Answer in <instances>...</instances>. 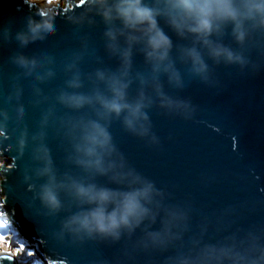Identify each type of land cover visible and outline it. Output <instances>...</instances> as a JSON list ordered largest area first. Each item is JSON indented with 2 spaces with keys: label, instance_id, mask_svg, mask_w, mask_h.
Instances as JSON below:
<instances>
[{
  "label": "water",
  "instance_id": "1",
  "mask_svg": "<svg viewBox=\"0 0 264 264\" xmlns=\"http://www.w3.org/2000/svg\"><path fill=\"white\" fill-rule=\"evenodd\" d=\"M1 152L47 264H264V0H0Z\"/></svg>",
  "mask_w": 264,
  "mask_h": 264
},
{
  "label": "rangeland",
  "instance_id": "2",
  "mask_svg": "<svg viewBox=\"0 0 264 264\" xmlns=\"http://www.w3.org/2000/svg\"><path fill=\"white\" fill-rule=\"evenodd\" d=\"M27 1L37 3L41 7V9H44V8L47 9V8L57 6V5L63 6L64 3L67 2L68 0H27ZM9 161H10L9 158L7 156H4L3 152H1L0 153V163H1V165H0V180L2 179V177L4 178L5 173L3 172V169H5L7 167V163ZM0 198H1L0 206L2 207V209H0V211L2 210L3 215H5L7 219L11 220L10 216L7 213V209L4 205V198L1 194V191H0ZM0 215H1V213H0ZM11 222H13V221L11 220ZM13 224H14V222L12 223V225ZM9 236H10V233H8V232L4 233L3 230H0V253H11V254H13L12 251L19 252V248L16 246V243L14 244V242L11 241L12 239H10ZM28 245H26V246H28ZM26 246H25V248L27 250H29L28 247H26ZM29 246L32 247L33 245L31 244ZM29 251H31V249ZM38 260H41L43 263H41V261H33L29 264H36L37 262L40 264H47V262H44V259H38ZM16 261H17V259H16Z\"/></svg>",
  "mask_w": 264,
  "mask_h": 264
},
{
  "label": "trees",
  "instance_id": "3",
  "mask_svg": "<svg viewBox=\"0 0 264 264\" xmlns=\"http://www.w3.org/2000/svg\"><path fill=\"white\" fill-rule=\"evenodd\" d=\"M1 165V163H0ZM0 201H1V198H0ZM0 209H2V207L0 206ZM1 215H0V230H3L4 233L5 232H8L10 233V239H12L11 241L14 242V244L16 243V246L19 248V252H15V251H12L14 256L16 257L17 259V264H29L33 261H41V260H38L35 252H34V248L33 246L30 247L26 242L25 240L22 238V236L20 235L18 229L15 227V225L11 222L10 219H7L5 215H3V212L2 210L0 211ZM28 245V246H26ZM26 247H28L29 250H27ZM25 249V250H24ZM41 263H43L41 261ZM36 264H40V263H36Z\"/></svg>",
  "mask_w": 264,
  "mask_h": 264
},
{
  "label": "clouds",
  "instance_id": "4",
  "mask_svg": "<svg viewBox=\"0 0 264 264\" xmlns=\"http://www.w3.org/2000/svg\"><path fill=\"white\" fill-rule=\"evenodd\" d=\"M15 225V224H14ZM15 227H16V225H15ZM1 254V253H0ZM11 254V253H10ZM13 255V254H12ZM14 256V255H13ZM14 258L16 259V257L14 256ZM16 263H17V261H16Z\"/></svg>",
  "mask_w": 264,
  "mask_h": 264
}]
</instances>
